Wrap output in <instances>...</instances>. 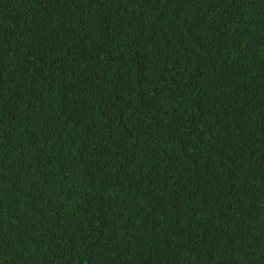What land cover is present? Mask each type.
Instances as JSON below:
<instances>
[{
  "label": "trees",
  "instance_id": "1",
  "mask_svg": "<svg viewBox=\"0 0 264 264\" xmlns=\"http://www.w3.org/2000/svg\"><path fill=\"white\" fill-rule=\"evenodd\" d=\"M0 264H264V0H0Z\"/></svg>",
  "mask_w": 264,
  "mask_h": 264
}]
</instances>
